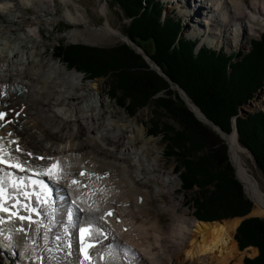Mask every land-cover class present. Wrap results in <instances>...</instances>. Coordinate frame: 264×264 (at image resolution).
<instances>
[{
  "label": "bare ground",
  "instance_id": "bare-ground-1",
  "mask_svg": "<svg viewBox=\"0 0 264 264\" xmlns=\"http://www.w3.org/2000/svg\"><path fill=\"white\" fill-rule=\"evenodd\" d=\"M61 1L65 11L55 15L47 0H0V112L7 113V119L13 121L6 130L0 129V135L7 136L8 131L13 133L4 143L12 155L21 160L32 161L33 158L12 151L16 145L8 141L13 138L35 155L52 158L34 161L33 167L47 166L53 160L68 166L64 169L70 173L67 178L52 180L58 182L68 195L75 212L73 221L53 222L52 228L39 235L37 240L33 233L27 237L20 234L15 257L19 258L20 264H37L32 261L37 258L36 253L41 255L42 264H87L73 246L71 225H77V218L79 226L92 217L114 210L107 223L93 221L95 226L107 230L104 243L114 247L101 252L105 259L95 258L96 264H129L128 257L133 252L135 264H244L243 256H254L257 251L254 246L243 250L237 246L234 234L241 217L205 221L176 210L182 202V196L174 193L178 179L173 175L172 167H166L157 139L145 135L139 119L146 109L140 111L137 119L129 117L108 105L103 96L105 80L85 84L78 70H69L52 55L41 58L44 45L38 41L41 31L36 26L40 15L45 16V23L59 18L79 23L83 17L80 11L76 9L74 13L68 7L69 0ZM196 1L189 0L185 9L193 10L189 11L193 18L202 13L204 25L192 17L191 23L198 24L199 21L200 27L207 30L206 40L214 43V48L220 43L243 45L264 28V19L256 13L257 8H264V0H199L203 2L198 9ZM143 2L148 3L147 0ZM31 7L32 14L28 11ZM100 10L106 14L105 5ZM99 29L123 39L108 22ZM66 34L75 42H88L92 38L78 28ZM10 108H13L12 113ZM193 109L203 117L194 104ZM43 131L55 140L47 139ZM225 139L245 191L255 204L264 206V190L247 164V153L235 131L225 135ZM80 172L103 178L96 179L94 175L88 179L79 176ZM73 179L104 191H96L91 198L84 197L85 189L74 186ZM165 192L170 194L169 203L164 202ZM157 197L163 201L150 202L151 198ZM89 204L99 211L90 212ZM162 212L168 214L170 222H161ZM253 213L264 216V209ZM56 235L64 239L54 240ZM69 239L72 242L70 249L63 247ZM57 245L61 247L57 248ZM0 246L5 247L1 238ZM8 262L0 255V264Z\"/></svg>",
  "mask_w": 264,
  "mask_h": 264
},
{
  "label": "rangeland",
  "instance_id": "rangeland-1",
  "mask_svg": "<svg viewBox=\"0 0 264 264\" xmlns=\"http://www.w3.org/2000/svg\"><path fill=\"white\" fill-rule=\"evenodd\" d=\"M47 1L50 2V8H54L53 12L55 15L62 14L65 11V4L61 0ZM143 1L145 0H69L67 3V5H69L68 7L74 13H76L78 10L83 15L79 23H70L62 18L53 19L50 21V23H45V16L40 15L38 21L39 23H37L36 26L41 31V36L38 37V41L44 45L41 58L44 59L52 55L54 59L61 61L65 66H67L69 70H79L77 72L83 75V83L85 84L91 83L98 79L105 80L103 96L108 100V105L111 108H115L124 112L129 117L137 119L139 117L140 111L146 109V112L139 119L145 128V135H149L157 139V143L161 147V153L164 157L163 161H165L166 167H172L173 175L178 179L177 188L174 193L177 196H182V202L176 210L179 212L186 211L191 217H195L197 219H200L195 214L197 205H200V207L202 206V208L205 209H208L210 206V208H213V211L217 213H224L228 211L230 204H234L233 200H235L234 198H236V194L234 193L233 187L227 188L228 190H225L224 194L218 192L220 204L217 202V204L211 205V200L209 199L211 194H209V192L210 190H215L213 184H208L204 188H200L196 183H194L191 185V187L185 188L182 178L186 175V177L190 178L189 183H193L194 177H192L193 173L191 172V168H193L195 174H198L197 176H199V179H201L202 171H204L206 174V172L209 171L206 169L207 167L214 169L216 166L215 161H217V159H222L224 155H226L229 159V164L234 170V178L239 182L243 193L247 196L243 187L244 185L241 184V180L238 178L237 173L235 174L234 165L230 160L231 155H229L230 149L227 140L223 139L217 131H215L208 123L202 121L200 116H197V114L191 111L185 104L187 109L191 112V118H193V120H198L202 124L209 127V129L212 131H215L220 140L218 139L219 142L216 141L212 144V140L216 139L212 132L209 131L207 133L206 139H203L198 133H194L193 129H187V125H190V123L187 124L188 122H185L182 116L179 117L180 111H177V108L174 107V103H171L170 105V102H174L175 97V95L172 93L175 90L174 84H171L163 76V74H159L156 72V70L152 69L145 61V65L147 67H139L140 71L153 72L155 74V78L153 77V80L156 81V83L160 78L163 81L162 83H169L167 87L158 90L152 96L148 94L149 90L151 89L148 90L146 87H143V82L145 81L137 78V74L130 73L132 71H136L134 67L136 64H141L140 57L142 56L137 54L120 37L110 36L99 29V26L105 25V22L108 21L113 29L127 35L126 29L131 23L133 17L129 16L126 10H129L131 5H133L135 2L139 3L143 9L144 7L146 8V5L150 6V4H154V1L151 2V0H147L148 3H144ZM158 2L160 3L161 8L163 6L160 13V20L167 17L175 22H178L177 19L180 20V18H182L180 17L182 14L185 17H188L187 19L183 18L185 19V23L182 24L181 20L178 22V24H180V32L177 39L182 38L188 41H196L197 38H199L200 40L198 39V45L201 44V47L204 46L211 48L212 50L219 49L217 51L224 52L226 54H229L230 51H233L236 56L231 60L232 63H238L242 55L250 51L248 50V48L251 46L249 45L250 40L260 39L264 44L263 28L259 33L251 36L247 39V41L245 40L243 45L225 46L223 43H220V47L217 46L218 48H214L216 47L213 46L214 43L210 44V42L206 40L207 30L202 28V25L205 23L202 13L200 17L193 18L191 16L193 10L190 9L192 12L189 15L190 10L185 9L188 8L189 0H177L178 3H176V0H158ZM102 5L106 6V14L100 10ZM261 9L262 10H259V8H257L256 13H260L259 18L263 20L264 8ZM28 11L32 14L33 8H29ZM191 17L193 19L201 20V27L199 25V21H197L198 24H192ZM74 28L83 30L85 36L92 37L94 40L90 38V41L88 42L83 40L78 42L72 41L69 36H66V33ZM200 31L201 33H199ZM200 35L202 36L200 37ZM233 39L234 37L232 36L231 40ZM214 42L218 43V41ZM148 48L151 50L152 47L148 45ZM238 52H241V54L239 53L238 55ZM71 59L76 60L74 64L70 63L69 60ZM86 67L90 70L88 69V71H85L84 69H86ZM260 72L259 73L261 74V77L259 78L257 87L251 91L250 97L237 108V114L232 117V127L234 118L236 122V117L245 118L252 113L264 112V65L263 70ZM165 74L167 75V73ZM144 76H146V74ZM135 81L138 83L137 87H135V84H137ZM148 83H150V81H148ZM15 89H17L16 86ZM145 95H147V99ZM177 95L179 96V94ZM75 97L76 95H73V98ZM189 101L193 103L190 98ZM181 112L184 111L181 110ZM43 134L47 139L55 140L48 132L43 131ZM201 146H203L204 149L201 148ZM211 147L212 150H210ZM242 147L245 149V153H247L245 158L249 168L257 177L264 190V177L262 172L256 166L254 158L249 150L244 146ZM209 152L211 154L213 153V156H211ZM200 167L202 168L201 173L198 171ZM228 186L229 185L227 184L225 187ZM163 194L164 202L169 203L170 194H167V192ZM163 199L160 197L153 199L151 198L150 202H161ZM237 200L240 202L239 198H237ZM259 217L264 218V216ZM224 218H231V216H224L213 220ZM160 219L162 223L170 222V217L164 212L160 213ZM256 251L257 255V247ZM256 255H244L243 262L244 258H253ZM186 264H188V262H186Z\"/></svg>",
  "mask_w": 264,
  "mask_h": 264
},
{
  "label": "trees",
  "instance_id": "trees-1",
  "mask_svg": "<svg viewBox=\"0 0 264 264\" xmlns=\"http://www.w3.org/2000/svg\"><path fill=\"white\" fill-rule=\"evenodd\" d=\"M151 5H146V8L144 7L143 9L139 3L135 2L131 7L129 6L130 9L126 10V12L133 19L126 29L127 35L137 45L142 47L175 83L180 85L187 96L210 120L224 132L230 133L232 127L231 119L237 114V108L250 97L251 91L259 83L260 71L263 70L264 65V44L260 39L251 40L250 51L243 54L238 63L231 62L236 56L233 53L226 54L204 46L196 51L195 41L177 39L180 32L178 22L166 18L162 23L160 21V5L158 3ZM148 45L152 47L151 50ZM239 53L241 54V52H238V55ZM140 58L141 64H136L134 66L136 71L130 73L137 74V76H134L145 81L143 82V87L148 90L151 89L148 94L152 96L158 90L167 87L169 83H162L161 78L156 83L153 80V77L155 78L153 72L140 71L139 67H147L145 59L143 57ZM69 61L74 64L76 60L71 59ZM86 69L84 70L88 71L89 68ZM145 74L147 77L144 76ZM137 86L138 83L135 84V87ZM172 93L175 97L174 102H170V105L174 103V107L177 108V111H180L179 117L182 116L185 122H188L187 124L190 123V125H187V129H193L194 133H198L203 139H206L207 133L210 131L216 138L212 140V144L218 141L219 138L215 131H212L198 120L191 118V112L187 109L184 101L177 95V91L174 90ZM145 96L147 99V95ZM181 110L184 112H181ZM236 127L240 144L252 154L256 166L264 177V112L252 113L245 118L236 117ZM210 150H212V147ZM210 152L209 154L213 156V153L211 154ZM215 162L216 166L214 169L207 167L206 169L209 171L206 174L202 171L201 179L197 176L198 174H195L194 169L191 168L192 177H194L193 183H189L190 178L185 175L182 178L183 185L185 188H189L196 183L200 188H204L208 184H213L215 190H210L209 192L211 194V197L209 196L211 205H215L220 201L218 192L224 194V191L228 190L227 188L233 187L236 194V198L233 200L234 206L230 204L228 211L217 213L210 206L205 209L197 205L195 214L205 221L224 216L236 217L244 215L250 210L251 201L243 193L241 185L234 178V170L229 164L228 157L224 155L222 159H217ZM201 170L202 168L200 167L198 171L201 173ZM227 184L229 186L225 187ZM237 198L240 199V202ZM234 235L240 250L247 246H256L258 248V254L255 257L244 258L245 264H264V218L252 216L243 219L237 226Z\"/></svg>",
  "mask_w": 264,
  "mask_h": 264
},
{
  "label": "snow or ice",
  "instance_id": "snow-or-ice-1",
  "mask_svg": "<svg viewBox=\"0 0 264 264\" xmlns=\"http://www.w3.org/2000/svg\"><path fill=\"white\" fill-rule=\"evenodd\" d=\"M6 115L7 113L0 112V129L6 130L7 125L13 122L12 120H5ZM12 136L13 133L10 131L7 132V136L0 135V165L4 166L0 167V173H3V176L0 177V225H11L12 228L10 230L24 233L26 228H31L35 224L37 227L34 231L39 232L41 222L34 220L33 214L40 216L41 212L38 211L37 207L33 206L32 202L34 200L39 205L48 206L51 204L52 196V191L49 188V185L46 184L44 180L39 179V177L45 176L48 177L49 180L54 178L59 180L61 178H67L70 173L64 171V169L68 166L60 160H53L51 164L44 167H33L34 161L52 160V158L35 155L33 152L27 150V148L22 147L15 138L8 141V143L16 145L15 149L12 151L22 153L27 157H32L33 160H21L19 156H13L4 143L8 137ZM5 167L15 169L20 173L30 172L31 175L17 176L15 173L6 172ZM94 175L96 176V179L103 178L94 173H79V176H86L88 179H91ZM72 184L78 189H85V191L82 192V196L87 198L94 196L96 191H104V189H93L89 185L84 184L77 179H73ZM73 203L75 204L76 202L73 201ZM88 210L90 212L99 211L98 208H93L91 204H89ZM113 215L114 210H109L102 216L92 217L87 222L88 226L78 228L76 242L79 246V251L83 254L84 261H86L87 264H93V255L95 253H93L92 250L97 249L99 236L104 235L105 238H107L102 228L98 226L93 227V221L101 220L107 223V218L112 217ZM69 219H71V213H69ZM17 222H20L23 226L17 227ZM117 222H119L118 217ZM78 224L79 218H77V225ZM0 237L11 240V236H6L3 228H0ZM63 239L64 237L59 235L54 236V240L58 241ZM60 247L61 245H57V248ZM63 247L69 249L72 248L71 240L69 239ZM68 254L71 255V253ZM135 255L136 254L133 252L132 256L128 257L129 264H135ZM100 259L104 260L105 256L100 255Z\"/></svg>",
  "mask_w": 264,
  "mask_h": 264
},
{
  "label": "water",
  "instance_id": "water-1",
  "mask_svg": "<svg viewBox=\"0 0 264 264\" xmlns=\"http://www.w3.org/2000/svg\"><path fill=\"white\" fill-rule=\"evenodd\" d=\"M108 22V21H106ZM118 35H120L123 39V41L125 43H127L137 54L141 55L143 57V59H145V61L149 64V66L156 70V72H158L159 74H163V76L171 83V84H174V88L175 90L177 91V93L179 94V96L181 97V99L185 102V104L189 107V109L191 111L194 112V109H193V103H191L189 101V97L187 96V94L185 93V91L180 87L179 84L175 83L168 75H166L163 70L161 69L160 65H158L143 49L142 47H140L139 45H137L128 35L122 33V32H119L118 31ZM195 105V104H194ZM199 110L200 108L195 105ZM201 111V110H200ZM203 114V117H200V119L206 123H208L215 131H217L221 137L223 139H225V135H228L229 133H226L224 132L217 124H215L212 120H210L209 118H207L204 113L202 112ZM198 116V115H197ZM235 131L236 133V137L238 139V131H237V127H236V122H235V118L233 120V127H232V131ZM226 140V139H225ZM230 155V154H229ZM230 160L232 162V164L234 165L233 161H232V158L230 156ZM234 168H235V165H234ZM235 174H236V168H235ZM241 182V181H240ZM241 184L243 185V183L241 182ZM244 187V186H243ZM246 192V191H245ZM249 200L251 201V208L250 210L245 213L244 215L241 216V221L245 218H248V217H252V216H259L258 214H254L253 211L254 210H263L264 209V206L261 205V204H255L253 202V200L250 198V196L248 195V193L246 192ZM235 217V216H234ZM219 220H222V219H219Z\"/></svg>",
  "mask_w": 264,
  "mask_h": 264
}]
</instances>
